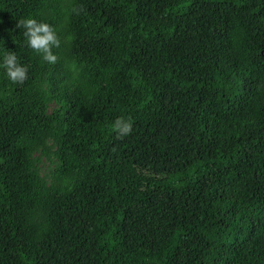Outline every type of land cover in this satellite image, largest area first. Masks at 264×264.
Here are the masks:
<instances>
[{"label": "trees", "instance_id": "trees-1", "mask_svg": "<svg viewBox=\"0 0 264 264\" xmlns=\"http://www.w3.org/2000/svg\"><path fill=\"white\" fill-rule=\"evenodd\" d=\"M9 51L0 264H264V0H0Z\"/></svg>", "mask_w": 264, "mask_h": 264}, {"label": "clouds", "instance_id": "clouds-1", "mask_svg": "<svg viewBox=\"0 0 264 264\" xmlns=\"http://www.w3.org/2000/svg\"><path fill=\"white\" fill-rule=\"evenodd\" d=\"M19 23L25 29L28 47L40 54L44 61L55 62L57 57L51 49L57 46L59 41L54 29L48 23L38 22L32 17L23 18ZM0 68L4 69L5 75L12 81H23L25 78L26 67L17 62L13 52L0 53ZM131 127V120L123 117H118L110 125L121 137L129 134Z\"/></svg>", "mask_w": 264, "mask_h": 264}]
</instances>
